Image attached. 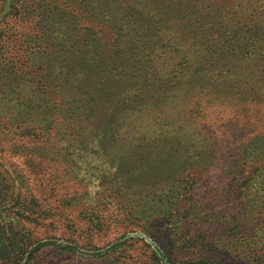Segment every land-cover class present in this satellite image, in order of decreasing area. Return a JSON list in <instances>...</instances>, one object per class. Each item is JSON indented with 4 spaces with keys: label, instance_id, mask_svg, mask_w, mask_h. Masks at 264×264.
Listing matches in <instances>:
<instances>
[{
    "label": "rangeland",
    "instance_id": "1",
    "mask_svg": "<svg viewBox=\"0 0 264 264\" xmlns=\"http://www.w3.org/2000/svg\"><path fill=\"white\" fill-rule=\"evenodd\" d=\"M80 3L0 0V264H264V68L185 82L204 42L261 45L264 0L217 5L227 45L183 21L134 37L106 88L99 49L122 53Z\"/></svg>",
    "mask_w": 264,
    "mask_h": 264
},
{
    "label": "trees",
    "instance_id": "2",
    "mask_svg": "<svg viewBox=\"0 0 264 264\" xmlns=\"http://www.w3.org/2000/svg\"><path fill=\"white\" fill-rule=\"evenodd\" d=\"M222 1L224 2V0H81V3L85 4L84 9L87 16L92 11H97V15L90 17L87 22L91 25L96 23V27L98 28L96 33L101 34L103 42L110 41L111 44L113 43L112 47L118 46L119 51L117 52L122 53L121 56L115 54L106 55L103 53V48L102 51L99 49L97 57L101 58L102 62L98 63V65L103 68L98 72L102 75L98 79L99 87L106 88L111 86V82L114 79H118L119 74L130 69L132 59L136 58V55L129 48L131 39H135L134 37H139L140 39L141 35L146 37L157 36V29L161 24L167 25L173 21L179 23L183 21L189 23V27L194 25V29L189 32L190 39L195 36L205 39L210 36V31L215 30L218 43L227 45L228 41L222 38L227 32L224 31L225 28L228 27L223 22L225 14L221 8L217 7ZM186 13L187 17L185 19L184 17L181 18ZM254 43L257 44L256 41ZM204 45L205 42L200 45V48L209 57L201 63V66L197 67L199 69L196 68L193 71L191 77L185 79L187 86H191L192 84L198 85L200 83L210 85L213 88L218 86L224 87L227 84L232 85L237 81H241L240 75L242 71L240 69L243 66L250 65L255 67L254 73L258 71V68H264V41L261 42V45H258V48L254 49V45L250 47L248 55L231 53L227 47H220L218 45L217 49L211 45L212 50L210 51L207 45ZM103 46L104 50L108 48L104 44ZM180 51V49L176 51V56L181 57L178 65L184 66L189 61L186 54H189V52L181 54ZM85 56L86 52L83 60ZM76 59L79 60V57L76 56ZM89 62H92L90 58ZM149 62L152 69V58ZM137 63H140L138 66L141 65L139 60ZM141 69L142 66H140L138 71ZM139 76L145 77V71L140 72ZM217 77L219 78L217 79ZM246 77L248 78L249 75H246ZM82 82L87 83L85 78L82 79ZM151 82H154V79H151ZM177 85L180 86L181 83L179 82ZM136 86L137 89H141L142 87L138 83H136ZM108 95L109 90L103 91L100 97L107 98ZM167 97L169 96L167 95ZM135 99L137 100V97ZM130 100L132 102V99Z\"/></svg>",
    "mask_w": 264,
    "mask_h": 264
}]
</instances>
